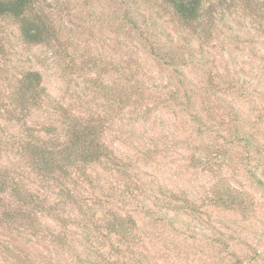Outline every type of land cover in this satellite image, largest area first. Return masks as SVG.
<instances>
[{
  "label": "rangeland",
  "instance_id": "obj_1",
  "mask_svg": "<svg viewBox=\"0 0 264 264\" xmlns=\"http://www.w3.org/2000/svg\"><path fill=\"white\" fill-rule=\"evenodd\" d=\"M42 5L58 32L41 44H26L17 24L0 18V173L20 181L23 197L37 192L51 214L36 234L17 237L0 224V264H95L100 254L109 264H264V186L250 178L264 183V0H206L199 28L164 0ZM27 71L41 75L48 97L20 110L13 102ZM116 86L127 96L113 115ZM66 112L109 119V154L62 197L20 148L47 138L50 125L60 134ZM251 124L261 154L234 157L239 146L227 133ZM222 189L234 204L216 202ZM169 200L183 210L163 219ZM193 202L199 212L190 214ZM118 216L134 221L132 233L109 232ZM210 224L215 234L203 230Z\"/></svg>",
  "mask_w": 264,
  "mask_h": 264
},
{
  "label": "trees",
  "instance_id": "obj_2",
  "mask_svg": "<svg viewBox=\"0 0 264 264\" xmlns=\"http://www.w3.org/2000/svg\"><path fill=\"white\" fill-rule=\"evenodd\" d=\"M164 1L184 24L192 27L195 23V28L201 27L199 20L205 13L204 4L206 0ZM48 15L49 14L46 13L42 5V0H0V18H8L14 21L18 26L19 37L28 45L41 44L57 36L58 31L55 30L53 21L50 20ZM1 51L2 43L0 41V52ZM117 86L107 99L109 111L113 112V115L120 110V105L124 103L121 97L127 96V94L122 95L118 91H115ZM113 93H115L114 98H111ZM15 97L13 104L19 106L21 108L20 110H25L27 106L32 104L39 108L41 101L48 97L46 88L42 83L41 75L36 71H27L21 74ZM108 120L109 119L78 120L77 118L71 117L69 113L66 112L61 121L66 127H63V131L60 134L55 132V125H50L46 129L47 131H45L47 138L37 137L35 140L32 139L20 149L24 153L34 154V157L31 156L32 158L30 157V159L36 166L35 171L39 172L44 177L42 181L48 182L50 180H56V182L61 185L60 195L65 197L66 194H69V182H73L75 187H77L81 182L88 180L87 174L84 173L88 164L93 162L101 163L103 156L107 158V154L109 153H107V148L102 142V133L103 127L108 128ZM93 122L95 125L92 124ZM233 129L234 131H232ZM232 130L227 133V143L233 145L237 144L239 146V148L234 151V157L242 159L254 152L257 153L256 155L261 154L260 145L256 140V137L259 136V132L252 124L246 131L243 129L239 131L240 128L236 126L235 128L233 127ZM56 134L58 135L57 138H55ZM252 135L254 140L251 139ZM59 136H61V139ZM54 139H56L55 142ZM49 141L50 143H48ZM219 155L225 157L224 153L219 152L218 156ZM76 173H78V175L74 177ZM70 174L73 177H70ZM83 177L87 179L84 180ZM250 178H253L255 183L264 186L262 181L259 179L255 180L257 177L254 172H250ZM19 183L20 181L9 176L6 171L0 173V218L2 217L0 224H9L10 226L7 228L15 232L17 237H19L22 232H24V234L27 232L36 234V231L42 230L43 228L39 222L41 217L50 216L49 214H51L47 210V207L43 205V201L39 199V194L37 192L27 191L28 197H23L22 190H25V188H20ZM216 194L218 195L216 198L217 203L221 205L234 204V194L231 190L222 189L218 192L215 191L214 195ZM163 208L164 210L168 209L165 215L159 216L163 219L168 216L170 211H173L177 218L179 213L183 210L181 203H174L171 200L167 201V205ZM188 208L191 210V212L190 210L188 211L190 214L195 211L196 213L199 212L194 202L192 205H189ZM81 210L82 209H80V211ZM163 212L164 211H160V209L151 210L148 208V213L154 214L153 216L155 217H158L157 214H162ZM113 219V222H110L108 225L109 232L127 236L126 233H132L134 231L131 227L134 221H132L130 217L123 218L118 216ZM186 228L188 230H195L190 226ZM97 229L98 227H95L94 231L96 232ZM208 229H210L211 233L215 234L211 224L210 227L204 228L203 230ZM58 233H55L58 235L56 236L58 237L56 238L57 241L63 239V236H60ZM212 240L216 242L219 239L213 236ZM220 241L221 240L218 242ZM99 257V260L95 264L110 263V260L103 257L102 254H100ZM234 259L240 258L235 257ZM244 260L245 259L242 258L240 264H244ZM141 263V261H138L136 264Z\"/></svg>",
  "mask_w": 264,
  "mask_h": 264
}]
</instances>
